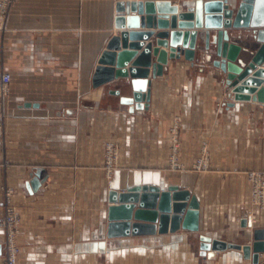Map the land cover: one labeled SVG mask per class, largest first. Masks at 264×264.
Masks as SVG:
<instances>
[{"label":"crops","instance_id":"obj_1","mask_svg":"<svg viewBox=\"0 0 264 264\" xmlns=\"http://www.w3.org/2000/svg\"><path fill=\"white\" fill-rule=\"evenodd\" d=\"M117 1L17 0L0 31V72L11 77L1 104L0 218L2 189L10 188L20 218L17 264H253L242 249L202 255L200 237L242 247L252 244V229L264 228V210L252 208L247 179V172H264V104L234 100L213 65L214 45L209 53L202 49L201 31L194 62L168 59L162 76L151 79L146 109L111 103L92 78L117 32ZM123 1H170L184 11L196 0ZM228 33L242 47L255 44L250 32ZM149 42L155 47L156 37ZM174 124L178 161L186 168L180 171L168 168ZM106 143L117 148L110 178ZM203 148L209 167L192 170ZM142 184L190 192L199 203L198 231L109 238V191ZM245 219L252 228L242 226ZM4 239L0 229V264Z\"/></svg>","mask_w":264,"mask_h":264},{"label":"water","instance_id":"obj_2","mask_svg":"<svg viewBox=\"0 0 264 264\" xmlns=\"http://www.w3.org/2000/svg\"><path fill=\"white\" fill-rule=\"evenodd\" d=\"M182 8L185 10L180 11L179 5L170 1H117V32L107 40L98 59L93 87H105L111 103L129 106L130 111L146 109L151 79L162 76L168 59L183 56L194 62L201 31L202 49L209 53L214 45L213 65L225 74L234 100L264 104V0H234L230 4L228 0H196ZM125 28L148 30L128 32ZM230 29L250 32L254 46L232 42ZM153 35L155 47L149 42ZM261 65L263 69H258ZM114 83L115 88L109 89ZM121 89L131 94L120 96ZM108 203L112 205L107 211L109 238L199 229V203L178 186L164 189L161 185L142 184L120 192L110 190ZM242 226L252 228L251 220H243ZM227 248L242 249L245 258L258 264L259 255L264 253V228L252 229V244L242 247L200 237V249L206 257Z\"/></svg>","mask_w":264,"mask_h":264},{"label":"built area","instance_id":"obj_3","mask_svg":"<svg viewBox=\"0 0 264 264\" xmlns=\"http://www.w3.org/2000/svg\"><path fill=\"white\" fill-rule=\"evenodd\" d=\"M17 0H0V31L4 30L11 6ZM11 77L8 73L0 72V136L3 134L4 122L1 111L3 98L7 95ZM178 127L176 124L171 129V154L168 159V168L172 171L185 170V166L178 161ZM117 162V148L113 143H106L104 146V168L106 176L111 177ZM209 167V157L203 148L200 155L192 164L191 169L204 171ZM247 179L250 184V204L255 210H264V172H247ZM4 192V214L0 218V229L4 231L5 259L3 264H17L19 246L16 237L19 233L20 218L13 205L12 190L3 188ZM252 216V214L250 213Z\"/></svg>","mask_w":264,"mask_h":264},{"label":"bare ground","instance_id":"obj_4","mask_svg":"<svg viewBox=\"0 0 264 264\" xmlns=\"http://www.w3.org/2000/svg\"><path fill=\"white\" fill-rule=\"evenodd\" d=\"M229 3V2H228ZM230 4V3H229Z\"/></svg>","mask_w":264,"mask_h":264}]
</instances>
